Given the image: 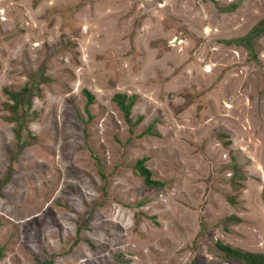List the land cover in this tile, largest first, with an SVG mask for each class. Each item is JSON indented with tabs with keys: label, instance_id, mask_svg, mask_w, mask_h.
Returning <instances> with one entry per match:
<instances>
[{
	"label": "rangeland",
	"instance_id": "rangeland-1",
	"mask_svg": "<svg viewBox=\"0 0 264 264\" xmlns=\"http://www.w3.org/2000/svg\"><path fill=\"white\" fill-rule=\"evenodd\" d=\"M263 15L264 0H0V264H245L217 241L264 255V30L254 57L228 42ZM23 86L31 106L12 111L4 89Z\"/></svg>",
	"mask_w": 264,
	"mask_h": 264
},
{
	"label": "trees",
	"instance_id": "trees-1",
	"mask_svg": "<svg viewBox=\"0 0 264 264\" xmlns=\"http://www.w3.org/2000/svg\"><path fill=\"white\" fill-rule=\"evenodd\" d=\"M264 30V15L261 19H259L243 36H239L237 39H233L231 42L236 45H242L248 53L254 57V51L252 48L251 41L259 36V34ZM4 92L9 96L10 100L12 101L11 108L12 111L18 110L21 106L25 105V107L31 106V97L30 91L26 86H23L17 91H6L4 89ZM82 94L86 97V103H85V110L87 112L88 106L93 103V95H91L88 91L85 89L82 90ZM116 104L118 105L119 109L121 110V113L123 117L126 119L128 112L133 104V98L128 97L124 93H115L112 97ZM127 99V101H125ZM24 114V111H23ZM11 120H14L13 117L10 118ZM20 126H16L12 129L14 137L16 139L19 138L20 135ZM14 157H12V160ZM145 160L143 158L138 159L135 163V169L137 173L141 176L142 182L145 185H152V186H160L161 184L156 181L152 180L150 178V173L147 167L144 165ZM215 247L218 251L221 252L222 257L224 259H237V261H243L245 264H264V255L262 253H256V252H248V251H240L236 248L230 247L228 244H224L221 242H215ZM44 264V263H39ZM189 264H195L193 262Z\"/></svg>",
	"mask_w": 264,
	"mask_h": 264
}]
</instances>
